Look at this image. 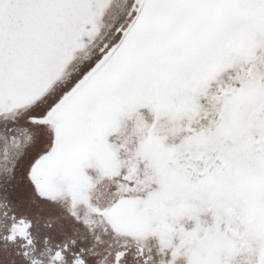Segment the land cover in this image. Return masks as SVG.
I'll use <instances>...</instances> for the list:
<instances>
[{"label":"snow or ice","instance_id":"1","mask_svg":"<svg viewBox=\"0 0 264 264\" xmlns=\"http://www.w3.org/2000/svg\"><path fill=\"white\" fill-rule=\"evenodd\" d=\"M0 264H264V0H0Z\"/></svg>","mask_w":264,"mask_h":264}]
</instances>
